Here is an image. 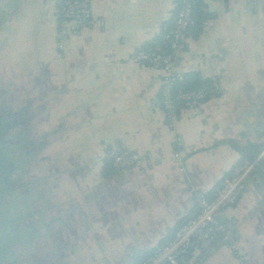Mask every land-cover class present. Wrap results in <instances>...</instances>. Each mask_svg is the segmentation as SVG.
Here are the masks:
<instances>
[{
	"label": "crops",
	"instance_id": "1",
	"mask_svg": "<svg viewBox=\"0 0 264 264\" xmlns=\"http://www.w3.org/2000/svg\"><path fill=\"white\" fill-rule=\"evenodd\" d=\"M202 3L214 18L176 74L214 80L216 96L169 126L157 105L163 75L132 57L168 27L175 0H92L94 25L63 50L58 0H0V126L26 122L30 169L25 233L0 238V264H139L197 214L196 193L212 199L261 151L264 0ZM118 148L163 161L119 173L105 158ZM222 218L243 261L221 241L181 264H264V160Z\"/></svg>",
	"mask_w": 264,
	"mask_h": 264
},
{
	"label": "built area",
	"instance_id": "2",
	"mask_svg": "<svg viewBox=\"0 0 264 264\" xmlns=\"http://www.w3.org/2000/svg\"><path fill=\"white\" fill-rule=\"evenodd\" d=\"M92 0L68 1L61 13V28L58 32L59 48L63 50L66 37L80 34L94 25L91 13ZM253 6L256 0H244ZM177 5L176 19L173 29L164 37L170 41V53H158L139 50L132 57V62L142 70H156L163 75L161 82L160 99L157 105L165 115L169 126L177 118L176 106L180 105L179 112L193 110L201 106L206 98L202 91L173 92L172 86L176 78V65L185 53L188 45V30L194 26L193 9L189 0H175ZM105 158L111 163L116 172L146 168L152 165V159L147 155L132 153L124 149H111ZM178 162L181 157L178 153L172 155ZM154 160L163 161L162 157ZM264 160V147L257 156L235 167L226 177L211 200L202 194H195L197 214L178 227L171 240L149 254L141 264H178L179 260L192 250H209L217 234L222 236L230 252L238 261H243V254L236 245L235 232L231 231L223 220V211L234 206L244 190V181L253 172L259 162Z\"/></svg>",
	"mask_w": 264,
	"mask_h": 264
},
{
	"label": "trees",
	"instance_id": "3",
	"mask_svg": "<svg viewBox=\"0 0 264 264\" xmlns=\"http://www.w3.org/2000/svg\"><path fill=\"white\" fill-rule=\"evenodd\" d=\"M68 1H74V0H58V15L60 17H61V13H62V11H63V9L65 7V4ZM189 3L191 4L192 9H193V19L195 21V24H194L193 27H191L188 30V34L187 35H188V39L189 40H193L194 41V40H197L199 35L201 34L202 28H203V24L205 22H207V21L212 20L214 18V16L212 14H210V13H207V12L203 11L202 0H189ZM176 13H177V5L175 7V12H173L172 20H170L169 22H167V24H165V26H168V27L165 28L154 39H152L151 41L145 43L142 46V48H141L142 51L158 53V54H161V55H168L170 53V41H169V39H165L164 36L173 29L174 24H175V19H176ZM172 91L173 92H178V91H195V92L196 91H202L206 95L205 101L206 100L208 101V99H210L211 97L216 96V89L214 87V80L203 79L200 76V74H198V73H188V74H182V75L176 74V78H175V81H174L173 86H172ZM159 99H160V93H159L158 100ZM179 109H180V105H177L176 106V112H177L178 116L180 114ZM208 200H211V199H208ZM221 241H222V236L217 234L215 236V239H214L211 247L214 246L217 242H221ZM163 245H161V246H163ZM153 252H151V253H153ZM151 253H149V254H151ZM189 253H187L183 258H181L179 260L178 264H181L182 260H184V258L188 257ZM148 255L144 256L139 264H141V262Z\"/></svg>",
	"mask_w": 264,
	"mask_h": 264
},
{
	"label": "rangeland",
	"instance_id": "4",
	"mask_svg": "<svg viewBox=\"0 0 264 264\" xmlns=\"http://www.w3.org/2000/svg\"><path fill=\"white\" fill-rule=\"evenodd\" d=\"M7 126V125H6ZM5 127V124L0 126V132L3 131V128ZM2 138H0V151L5 150L7 151L6 156H9L12 158V160L15 162V166L17 169L24 167L26 165L25 158L23 159L22 156L24 155V150L18 146V143L16 147L12 150L11 142L12 138L5 139L1 141ZM24 144V141H23ZM13 152L12 154V151ZM11 151L10 153H8ZM17 155H20L18 159H16ZM5 160L1 159L0 161V170L2 169V165H4ZM4 201L0 202V238L1 237H7L8 235H12L13 232L18 233L20 230L19 238H23L25 231L23 232V225L20 224V220L23 217V210L21 209L23 205V200L26 199V197H23V194L21 192H15L13 194L4 195ZM34 197H32V200ZM8 234V235H7ZM2 245H0V250H2ZM6 246V245H5ZM1 252V251H0Z\"/></svg>",
	"mask_w": 264,
	"mask_h": 264
},
{
	"label": "flooded vegetation",
	"instance_id": "5",
	"mask_svg": "<svg viewBox=\"0 0 264 264\" xmlns=\"http://www.w3.org/2000/svg\"><path fill=\"white\" fill-rule=\"evenodd\" d=\"M10 119L3 128V135H0V138H2L1 141H3L4 138L8 140L9 138H12V150L16 147L15 143H18V146L24 149L23 141H21V143L23 144L22 146L19 139H22V135H19L21 134V132H23L24 129L27 130L26 122L20 119V121H18V124L15 125L14 122H10L12 121ZM8 133H12V135ZM11 151H9L8 153H10ZM13 152L15 151H12V154ZM6 153L7 151L5 150L0 151V161L1 159L6 161L4 162V165H2V169L0 170V202H3L5 200L4 195L6 194L9 195L15 192H21L23 194V191L27 186L26 170H30L27 163L26 169H24V167L17 169L14 164L15 162L12 160L11 157L6 156Z\"/></svg>",
	"mask_w": 264,
	"mask_h": 264
},
{
	"label": "water",
	"instance_id": "6",
	"mask_svg": "<svg viewBox=\"0 0 264 264\" xmlns=\"http://www.w3.org/2000/svg\"><path fill=\"white\" fill-rule=\"evenodd\" d=\"M260 148V146L259 147H257L256 149H259ZM245 158H247V159H252V157H253V154L251 153L250 155L249 154H246V152H245Z\"/></svg>",
	"mask_w": 264,
	"mask_h": 264
}]
</instances>
